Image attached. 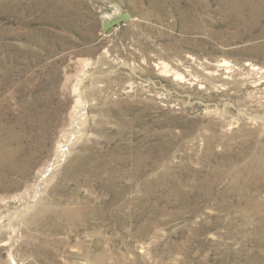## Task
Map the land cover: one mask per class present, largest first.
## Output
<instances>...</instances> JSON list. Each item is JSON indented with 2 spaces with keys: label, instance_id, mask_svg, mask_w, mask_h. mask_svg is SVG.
I'll use <instances>...</instances> for the list:
<instances>
[{
  "label": "rangeland",
  "instance_id": "1",
  "mask_svg": "<svg viewBox=\"0 0 264 264\" xmlns=\"http://www.w3.org/2000/svg\"><path fill=\"white\" fill-rule=\"evenodd\" d=\"M0 264H264V0H0Z\"/></svg>",
  "mask_w": 264,
  "mask_h": 264
},
{
  "label": "water",
  "instance_id": "2",
  "mask_svg": "<svg viewBox=\"0 0 264 264\" xmlns=\"http://www.w3.org/2000/svg\"><path fill=\"white\" fill-rule=\"evenodd\" d=\"M131 18V14L129 12H124L121 14V16L117 19H114L112 21L106 22L105 23V30L115 26L116 24H118L119 22L123 21V20H127Z\"/></svg>",
  "mask_w": 264,
  "mask_h": 264
}]
</instances>
